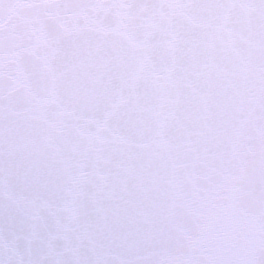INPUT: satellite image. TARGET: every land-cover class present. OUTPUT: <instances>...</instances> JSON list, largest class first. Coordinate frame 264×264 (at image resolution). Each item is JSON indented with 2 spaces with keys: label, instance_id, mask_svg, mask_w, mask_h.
<instances>
[{
  "label": "snow or ice",
  "instance_id": "6c2138e0",
  "mask_svg": "<svg viewBox=\"0 0 264 264\" xmlns=\"http://www.w3.org/2000/svg\"><path fill=\"white\" fill-rule=\"evenodd\" d=\"M0 264H264V0H0Z\"/></svg>",
  "mask_w": 264,
  "mask_h": 264
}]
</instances>
